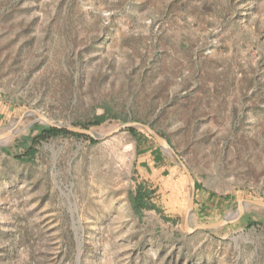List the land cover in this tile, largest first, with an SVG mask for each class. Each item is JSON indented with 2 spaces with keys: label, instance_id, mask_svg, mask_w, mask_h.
<instances>
[{
  "label": "rangeland",
  "instance_id": "374dc122",
  "mask_svg": "<svg viewBox=\"0 0 264 264\" xmlns=\"http://www.w3.org/2000/svg\"><path fill=\"white\" fill-rule=\"evenodd\" d=\"M33 112L97 135L150 125L199 201L232 197L202 219L193 211L190 226L233 217L239 201L264 200V0H0V134L13 126L0 145V264H75L77 254L79 264H264L262 209L193 233L185 212L176 225L136 215L138 157L124 130L95 143L51 138L31 162L14 159L45 126L24 128ZM171 173V203L186 208L187 177Z\"/></svg>",
  "mask_w": 264,
  "mask_h": 264
},
{
  "label": "trees",
  "instance_id": "16d2710c",
  "mask_svg": "<svg viewBox=\"0 0 264 264\" xmlns=\"http://www.w3.org/2000/svg\"><path fill=\"white\" fill-rule=\"evenodd\" d=\"M106 115L96 117L92 125H100L104 122L105 118L109 116V111L106 110ZM4 118L3 113L0 114V121ZM115 119V117H113ZM82 129H87L85 125H75ZM134 139L136 155L138 161L136 168L139 172L140 181L136 183L135 189L129 195V203L133 212L140 216L144 211H153L164 221L165 223L178 224L179 219L182 218L185 207L173 206L172 198L168 192L169 189L163 184L164 178H169L171 182V172L173 168L184 172L177 167L176 163L163 154L157 143L152 137L147 135L142 129L128 128L124 130ZM35 132L33 136L24 137L20 140L19 144L22 153H14L12 157L20 162H31L36 154V146L41 143L56 137H80L77 134L68 132L67 130H61L56 128H50L47 126L35 125L30 129V133ZM31 135V134H30ZM163 138L165 137L162 134ZM90 143H95L90 137H85ZM19 146V145H18ZM9 154V153H8ZM159 171V174H155ZM154 173V174H153ZM186 178V177H185ZM181 182V179H178ZM202 189L197 183H195V195H194V215L198 219H202L203 216H207V212L210 210L212 203L216 200L228 202L232 199L230 195L219 197L212 193L207 192L205 199L199 201L198 194ZM260 223L248 220L246 221L247 227L257 226Z\"/></svg>",
  "mask_w": 264,
  "mask_h": 264
},
{
  "label": "water",
  "instance_id": "95a60500",
  "mask_svg": "<svg viewBox=\"0 0 264 264\" xmlns=\"http://www.w3.org/2000/svg\"><path fill=\"white\" fill-rule=\"evenodd\" d=\"M33 113L35 115L34 120L27 123L24 126V128L29 127V126L37 123V122H41L47 127L61 129V130L62 129L67 130L68 132L73 133V134L90 137L95 141L106 139V138L111 137L112 135H114L120 131L126 130L128 128L142 129L143 131H145V133L147 135H149L150 137H152L153 140L157 143L158 147L160 148V150L162 151L163 154L174 158L176 165L183 170V172L185 173V175L187 177V180L189 183V198H188V203H187L185 215H184V218L182 221V228H183L184 232H186V233H193L195 231L213 232V231L220 230V229L224 228L225 226L237 223L242 218H244V216L246 214V209L248 207H254V208H259V209L264 210V200H243V201L238 202L240 210H239L238 214L233 216V217H230V218L222 217L213 223L198 224V225L190 226V219H191V217L193 215V211H194L195 180H194L192 174L190 173V171L188 170V168L186 167V165L184 164V162L180 159V157L176 154L174 149L171 147L169 142L165 138H163L161 135H159L157 132H155L151 128L150 125H145V124H142L139 122H127V123H124V124H121V125L115 127L114 129H112L111 131L107 132L104 135H97L96 133H94L88 129H82V128H78V127L71 126V125L57 124V123H54V122L48 120L46 117H44V116H42L36 112H33ZM25 114L26 113L22 114V116L20 118H18L17 121H20L25 116ZM12 129H13V127L9 128L6 132L0 134V145H2L1 142L10 135ZM21 130L17 131V133L13 135V138H16L21 133ZM3 149L5 151H8V148H6V147ZM79 249H80V245L78 243L77 252L79 251ZM75 264H79L78 254H77L76 259H75Z\"/></svg>",
  "mask_w": 264,
  "mask_h": 264
},
{
  "label": "bare ground",
  "instance_id": "6f19581e",
  "mask_svg": "<svg viewBox=\"0 0 264 264\" xmlns=\"http://www.w3.org/2000/svg\"><path fill=\"white\" fill-rule=\"evenodd\" d=\"M13 127V126H12ZM12 131V130H11ZM11 134V133H10Z\"/></svg>",
  "mask_w": 264,
  "mask_h": 264
}]
</instances>
